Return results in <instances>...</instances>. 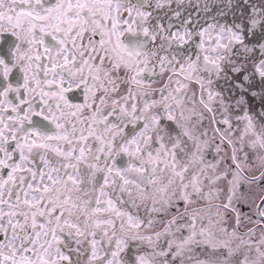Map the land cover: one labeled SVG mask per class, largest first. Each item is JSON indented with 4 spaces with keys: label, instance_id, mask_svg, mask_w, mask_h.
Returning a JSON list of instances; mask_svg holds the SVG:
<instances>
[{
    "label": "snow or ice",
    "instance_id": "1",
    "mask_svg": "<svg viewBox=\"0 0 264 264\" xmlns=\"http://www.w3.org/2000/svg\"><path fill=\"white\" fill-rule=\"evenodd\" d=\"M0 264H264V0H0Z\"/></svg>",
    "mask_w": 264,
    "mask_h": 264
}]
</instances>
